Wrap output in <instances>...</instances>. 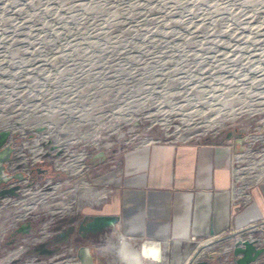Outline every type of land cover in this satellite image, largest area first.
I'll return each mask as SVG.
<instances>
[{"label":"rangeland","instance_id":"1","mask_svg":"<svg viewBox=\"0 0 264 264\" xmlns=\"http://www.w3.org/2000/svg\"><path fill=\"white\" fill-rule=\"evenodd\" d=\"M2 105L22 166L38 156L54 176L36 174L0 204V264H25L37 242L100 210L80 178L106 197L92 180L120 170L126 150L254 114L248 150L234 152L246 154L233 165L240 188L264 176V0H0ZM25 223L29 233H16ZM79 245L60 249V263ZM194 246L182 241L176 255Z\"/></svg>","mask_w":264,"mask_h":264},{"label":"crops","instance_id":"2","mask_svg":"<svg viewBox=\"0 0 264 264\" xmlns=\"http://www.w3.org/2000/svg\"><path fill=\"white\" fill-rule=\"evenodd\" d=\"M197 137L177 144L148 142L126 150L120 170H108L92 180L110 191L100 210L85 213L114 215L118 222L84 237L70 222L45 243L53 250L50 256L80 239V244L90 247L93 264H186L194 249L204 247L206 257V252L229 244L223 240L229 234L242 235L253 225L264 224V176L235 187L231 162L243 161L246 154L233 153L230 144L199 143ZM190 237L207 243L184 251L179 259L178 245ZM145 239L161 242L160 263L140 257L138 245ZM215 240L221 241L219 245L213 244ZM168 248L174 251L171 259L166 257Z\"/></svg>","mask_w":264,"mask_h":264},{"label":"water","instance_id":"3","mask_svg":"<svg viewBox=\"0 0 264 264\" xmlns=\"http://www.w3.org/2000/svg\"><path fill=\"white\" fill-rule=\"evenodd\" d=\"M0 107L3 111H8L9 109L7 105ZM253 115L250 114L246 121L233 122V119L229 120L230 122L223 124L213 132L200 134L197 137V141L202 144H230L233 152L245 153L248 150L245 144L250 141V136L253 133L249 132L247 127L257 119ZM44 127L42 125L34 126L33 130L41 132L44 130ZM256 132H264V124ZM12 136L15 137L14 133L7 128L0 129V204L5 199L16 198L22 195L24 188L30 186L33 180L32 173H23L21 171L9 173L6 171V163L12 159V155L17 149L16 144L20 142V139L17 137H15L14 142L9 141V138ZM40 172V169L36 170V174H40ZM117 222L118 218L114 215L91 216L84 214L77 226L73 224V228L79 236L84 237L86 234L96 235L101 233L108 228L114 227ZM29 231V223L21 224L15 230L19 234H28ZM244 235V237L240 238L238 233L229 234L223 240H230L231 244L224 245L217 251L206 252V257H204V247L198 251L195 249L193 259L190 263L187 261L186 264H224L223 257L225 255L230 256L233 264H257V260L264 255V235L259 239V246L257 245V240L249 238V236H257L256 231L250 230L249 234L245 233ZM138 251L140 257L144 260L155 263H160L162 260V247L161 242L158 240H142L139 242ZM33 252L48 256L53 253V250L45 248V243L39 242L34 246ZM75 256L79 264H93L91 249L88 245H79Z\"/></svg>","mask_w":264,"mask_h":264},{"label":"built area","instance_id":"4","mask_svg":"<svg viewBox=\"0 0 264 264\" xmlns=\"http://www.w3.org/2000/svg\"><path fill=\"white\" fill-rule=\"evenodd\" d=\"M14 133V132H13ZM16 137V136H15ZM15 137L12 136L9 138V141L11 142H14L15 140ZM144 144V143H143ZM17 150V149H16ZM16 150L15 152L13 153L12 155V159L6 163V171H8L9 173H12V172H16V171H21L23 173H32L33 176H35L34 174V169L35 167L38 165V159L36 160H32L29 162V165H26V166H22V162L23 160L20 159V155L19 154H16ZM234 153V152H233ZM25 160V159H24ZM234 162H231V169L232 171H234L233 169V164ZM251 231H256L257 232V236H249L250 239H255L257 240V245L259 246L260 245V242H259V239L264 235V224H257V225H253L252 228L250 229ZM249 230V231H250ZM246 234H249V232H247ZM51 235V234H50ZM49 235V236H50ZM53 235V234H52ZM47 236V237H49ZM240 238L241 237H244L245 235L242 233V235H239ZM24 242V240H22ZM213 241V240H211ZM209 241V242H211ZM230 241V240H229ZM187 242H190V243H193L195 244L197 247L203 245L204 243H207L205 241H200V240H196L195 237H190V239L187 241ZM36 243V242H35ZM39 242H37L38 244ZM36 244V245H37ZM231 244V241L230 243ZM228 245V244H227ZM21 247V246H20ZM197 249V248H196ZM195 250V249H194ZM220 250V249H219ZM213 251H216V250H213ZM20 253V252H19ZM18 253V255H19ZM61 257L62 255H57V256H34L32 255L30 257L29 260H27V262L25 264H53V263H59L61 264ZM57 259V260H56ZM231 260H230V256L229 255H225L223 257V263L224 264H231ZM261 263H264V255L261 256L258 260H257V264H261ZM63 264H79V261L77 260L75 254L72 255V257L70 258H67L65 259L64 263Z\"/></svg>","mask_w":264,"mask_h":264},{"label":"bare ground","instance_id":"5","mask_svg":"<svg viewBox=\"0 0 264 264\" xmlns=\"http://www.w3.org/2000/svg\"><path fill=\"white\" fill-rule=\"evenodd\" d=\"M218 117L217 118H213V119H211V124L209 125V126H217L218 124H219V122H218ZM95 137H98L99 135H98V133L96 134V135H94ZM73 143V140H68L67 142H66V144H68V145H71ZM38 158V156H35L34 157V159L36 160ZM261 164L263 165V167H264V156H262V158H261ZM259 162V163H260ZM71 164H69V167H70V169H71V172H73V169L71 168V166H70ZM75 172H77V170L75 171ZM74 172V173H75ZM263 173H264V171H263ZM262 173V174H263ZM83 178H80V181L84 184L83 186H82V188H84V190H86L85 192H87V194H85V193H83L84 195H86L87 197H90V198H92V200L94 201V202H96V203H98V202H100L102 199H104V197H105V195H106V191H97V192H92V193H90L89 191H90V188L88 187V186H86L85 185V181L84 180H82ZM10 199V198H9ZM19 207V206H18ZM21 207V206H20ZM19 207V208H20ZM43 207V206H42ZM24 208H25V211H28L29 209L31 210H33V209H35V207L32 205H24ZM25 214V212L24 213H22V216ZM21 216V215H20ZM19 252V251H18ZM57 260V259H56Z\"/></svg>","mask_w":264,"mask_h":264},{"label":"trees","instance_id":"6","mask_svg":"<svg viewBox=\"0 0 264 264\" xmlns=\"http://www.w3.org/2000/svg\"><path fill=\"white\" fill-rule=\"evenodd\" d=\"M40 170H41L40 175H42L44 178H51L54 176V174L50 171V169L45 166L41 167Z\"/></svg>","mask_w":264,"mask_h":264},{"label":"flooded vegetation","instance_id":"7","mask_svg":"<svg viewBox=\"0 0 264 264\" xmlns=\"http://www.w3.org/2000/svg\"><path fill=\"white\" fill-rule=\"evenodd\" d=\"M41 167H42V165H41ZM41 167H40V165H37V166L35 167V169L37 170V169H40ZM35 169H34V170H35ZM36 170L34 171V174H35V175H36ZM26 192H27V191H26ZM6 202H7V200H5V201L3 202V204L6 203ZM19 204H20V203H19ZM20 206H21V207H20ZM19 207L22 208V205L20 204ZM19 207H17L16 210H18ZM78 222H79V221H78ZM77 225H78V223H76V226H77ZM33 248H34V247H33Z\"/></svg>","mask_w":264,"mask_h":264}]
</instances>
